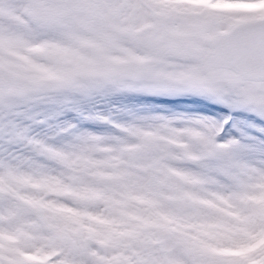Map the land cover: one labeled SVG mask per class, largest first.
<instances>
[{
	"label": "snow or ice",
	"instance_id": "snow-or-ice-1",
	"mask_svg": "<svg viewBox=\"0 0 264 264\" xmlns=\"http://www.w3.org/2000/svg\"><path fill=\"white\" fill-rule=\"evenodd\" d=\"M0 264H264V0H0Z\"/></svg>",
	"mask_w": 264,
	"mask_h": 264
}]
</instances>
